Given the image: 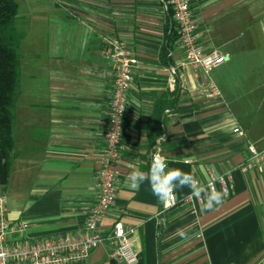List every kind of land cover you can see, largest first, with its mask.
Returning <instances> with one entry per match:
<instances>
[{
  "label": "crops",
  "instance_id": "1",
  "mask_svg": "<svg viewBox=\"0 0 264 264\" xmlns=\"http://www.w3.org/2000/svg\"><path fill=\"white\" fill-rule=\"evenodd\" d=\"M16 1L24 39L2 192L10 193V218L30 224L28 238L80 233L98 201L114 81L101 51L103 39L115 37L140 64L128 93L117 198L102 228L121 221L136 230L137 264H264V165L240 169L250 144L264 150V0H190L202 45L226 57L208 75L181 66L179 39L163 52L178 28L162 0ZM209 82L220 99L206 98ZM159 138L167 171L191 173L201 185L212 174L228 177L220 204L207 209L204 198L196 214L180 203L160 215L163 200L148 179ZM133 169L145 176L137 189L128 180ZM174 191L178 200L192 192ZM112 250L106 241L85 264H124L110 261Z\"/></svg>",
  "mask_w": 264,
  "mask_h": 264
},
{
  "label": "built area",
  "instance_id": "2",
  "mask_svg": "<svg viewBox=\"0 0 264 264\" xmlns=\"http://www.w3.org/2000/svg\"><path fill=\"white\" fill-rule=\"evenodd\" d=\"M162 1L172 10L177 24L179 42L184 53L181 66L190 67L194 72L207 75L222 66L226 57L219 52L208 51L199 39L190 0ZM103 43L101 54L110 64L114 81L109 101L104 149L98 162L94 185L99 194L98 201L86 213L85 225L80 233L31 241L28 238L30 224L24 220L13 221L10 218L7 197L0 194V264H85L89 261L91 253L106 241L113 248L110 261L124 264L138 263V253L134 242L136 230L117 221L107 232L102 228L101 223L114 207L117 198L118 171L116 167L126 148L123 135L128 110V93L140 61L118 38L105 37ZM206 98H221L220 91L213 82L208 84ZM234 132L242 133L239 128H236ZM162 140L163 138L157 140L152 161L157 155L164 159L159 147ZM249 152L246 161L240 166L244 172L264 165V150H259L255 145L250 144ZM164 161L166 163L165 159ZM203 186L209 191L212 189L218 191L220 187L223 193H228V177L212 174ZM203 201L204 197L197 199L192 192L185 199L178 200L174 191L166 201H163L160 215L180 203L187 205L191 213L196 214V204H202Z\"/></svg>",
  "mask_w": 264,
  "mask_h": 264
},
{
  "label": "trees",
  "instance_id": "3",
  "mask_svg": "<svg viewBox=\"0 0 264 264\" xmlns=\"http://www.w3.org/2000/svg\"><path fill=\"white\" fill-rule=\"evenodd\" d=\"M19 5L16 0H0V188L8 185L14 153V109L21 78V43L23 33L18 29ZM179 39L178 30L166 36L163 52ZM160 109V108H159ZM158 109V110H159ZM163 107L154 119L161 122ZM157 124L156 137L162 134Z\"/></svg>",
  "mask_w": 264,
  "mask_h": 264
},
{
  "label": "clouds",
  "instance_id": "4",
  "mask_svg": "<svg viewBox=\"0 0 264 264\" xmlns=\"http://www.w3.org/2000/svg\"><path fill=\"white\" fill-rule=\"evenodd\" d=\"M166 168L167 164L161 156L157 155L153 158L148 179L151 181L154 194H156L161 200L166 201L167 198L172 195L177 186L180 188L187 186L191 188L192 195L195 198L200 199L201 197H204L206 199L205 208L207 209H212L214 205H218L222 202L224 193L215 189L209 191L208 188L201 185L191 173L178 169H169L166 172ZM144 179V174L136 169H133L128 176V180L134 189H137L140 182ZM177 235L181 238H186V230L178 229Z\"/></svg>",
  "mask_w": 264,
  "mask_h": 264
},
{
  "label": "rangeland",
  "instance_id": "5",
  "mask_svg": "<svg viewBox=\"0 0 264 264\" xmlns=\"http://www.w3.org/2000/svg\"><path fill=\"white\" fill-rule=\"evenodd\" d=\"M20 52H21V50H20ZM20 90V89H19ZM14 114H15V109H14ZM1 190V192H2V188L0 189ZM0 192V194H3V195H5L6 197H7V199H8V197L10 196V193L9 192H7L6 193V191H3L2 193ZM9 200V199H8Z\"/></svg>",
  "mask_w": 264,
  "mask_h": 264
}]
</instances>
